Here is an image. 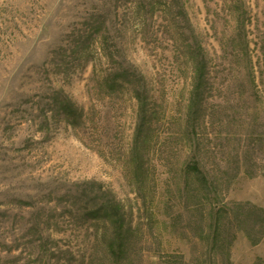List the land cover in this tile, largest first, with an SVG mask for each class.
<instances>
[{
    "label": "rangeland",
    "instance_id": "rangeland-1",
    "mask_svg": "<svg viewBox=\"0 0 264 264\" xmlns=\"http://www.w3.org/2000/svg\"><path fill=\"white\" fill-rule=\"evenodd\" d=\"M255 207L264 0H0V264H264Z\"/></svg>",
    "mask_w": 264,
    "mask_h": 264
},
{
    "label": "trees",
    "instance_id": "trees-1",
    "mask_svg": "<svg viewBox=\"0 0 264 264\" xmlns=\"http://www.w3.org/2000/svg\"><path fill=\"white\" fill-rule=\"evenodd\" d=\"M119 80L124 82V83H127V82L129 83L130 82L129 81V77L126 78L123 75L115 77L113 81L117 83V82H119ZM137 98H138V100L141 103V107L143 108L142 112H146L147 111V104H146L147 102L145 101L144 96H142V94L139 93V95H137ZM66 112L68 114L73 113V111L71 109H67ZM191 169L193 170L194 173H196L197 176H202V171L200 170L198 165H193L191 167ZM255 208L258 210L260 215L264 214V209L257 208V207H255ZM118 209L119 208L117 206L113 205V204L103 205L101 207H98V208H95V209L91 210L89 212V216L96 217V218L97 217H104L107 222L110 221L112 223H116V225L118 224V225L121 226V225H123L121 218H119V219H115L114 218V216H116V215L118 216L119 215L120 211H118ZM255 224L260 226L261 236L256 238V239L251 237V240H252L253 244H258L264 237V216L261 218V221H257ZM121 227H123V226H121ZM122 238H123V232L120 229L117 232V235H116V242H118V243L117 244L114 243L112 245V251H111L112 254L119 255L120 253H122L123 248H124L123 245H122V242H121Z\"/></svg>",
    "mask_w": 264,
    "mask_h": 264
}]
</instances>
